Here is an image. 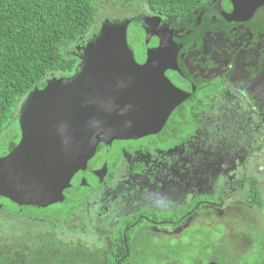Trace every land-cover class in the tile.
Masks as SVG:
<instances>
[{
  "label": "flooded vegetation",
  "instance_id": "1",
  "mask_svg": "<svg viewBox=\"0 0 264 264\" xmlns=\"http://www.w3.org/2000/svg\"><path fill=\"white\" fill-rule=\"evenodd\" d=\"M239 3L197 0L190 11L174 16L133 13L134 38L143 43L138 32L143 41L150 34L164 39L143 43L163 56L146 70L157 82L146 87L162 101L152 110L158 114L104 135L85 168L72 174L64 200L53 204L77 205L65 225L71 233L91 228L100 258L111 253L113 264H131L138 253L134 242H188L182 237L187 228L212 227L213 216L226 230L224 216L234 201L247 205L263 230V209L245 197L251 187L260 193L264 180V3L249 16ZM92 47L87 39L76 45L73 73L45 82L70 83L85 68ZM29 94L19 104L18 123ZM20 139L18 124V138L0 158ZM213 238L206 237L229 246L228 256L224 250L217 254L229 260L225 264H235L247 245L226 240L224 232L220 240ZM210 262L220 264L216 258L205 264Z\"/></svg>",
  "mask_w": 264,
  "mask_h": 264
},
{
  "label": "water",
  "instance_id": "2",
  "mask_svg": "<svg viewBox=\"0 0 264 264\" xmlns=\"http://www.w3.org/2000/svg\"><path fill=\"white\" fill-rule=\"evenodd\" d=\"M263 3L240 0V10L249 16ZM131 24L103 26L85 68L70 83L43 82L29 94L19 119L21 139L0 158V197L19 207L62 202L72 174L85 168L104 135L158 114L162 101L146 87L157 82L146 70L162 52L134 38Z\"/></svg>",
  "mask_w": 264,
  "mask_h": 264
},
{
  "label": "trees",
  "instance_id": "3",
  "mask_svg": "<svg viewBox=\"0 0 264 264\" xmlns=\"http://www.w3.org/2000/svg\"><path fill=\"white\" fill-rule=\"evenodd\" d=\"M99 0H0V135L17 121L18 106L27 94L50 77H69L77 66L75 46L93 29ZM110 1V0H109ZM151 14L174 16L188 12L197 0H113ZM132 5V6H131ZM139 9V8H137ZM140 12V10H135ZM99 31V29H98ZM97 32V29L94 31ZM98 33V32H97ZM246 202L262 208L258 188ZM13 206L9 229L0 231V264H113V254L100 258L80 240L65 242L59 233L77 205L63 203L38 208ZM264 238V225L262 230Z\"/></svg>",
  "mask_w": 264,
  "mask_h": 264
},
{
  "label": "rangeland",
  "instance_id": "4",
  "mask_svg": "<svg viewBox=\"0 0 264 264\" xmlns=\"http://www.w3.org/2000/svg\"><path fill=\"white\" fill-rule=\"evenodd\" d=\"M133 5V6H132ZM131 6L127 7L120 2L113 0H99L97 2V16L96 22L86 37L89 42H93L96 37H91L96 29L100 31L103 26H110L119 23H124L125 21H130L133 16V11L140 10L148 12V9L144 7L137 6V3L134 2ZM139 8V9H137ZM140 32V30H138ZM153 33V31L151 32ZM136 34V33H135ZM138 39L143 43L148 44L149 41L155 43H161L164 39L155 34H151L143 41L140 37V33L137 32ZM59 77V75H55ZM19 107V106H18ZM18 122L14 123L8 131H5L0 135V156H3L7 153L8 146L10 141L16 140L18 138ZM260 193L264 197V180L260 183ZM0 204L9 213L14 211L12 205L7 202L0 200ZM228 208V213L224 216V220L227 223V229L223 230L220 219L213 216V226L206 227L195 224L187 228L186 232L182 237L188 242L182 243H169L168 241H163L162 243H139L134 242L133 248L138 251L137 254H133L131 257V264H176V262H182L185 264H205L206 261L212 258H216L217 262L220 264H225L224 261L226 258H218V255L221 254V251H225L226 256L230 254L228 244L224 242V248L222 247L223 243L208 242L206 237L212 236L213 239L220 240L226 236V240L229 237H234L238 241H243L246 243V248L242 251L243 254L235 261V264H264V238L262 237V230L260 226L255 224L256 216L247 205L243 203H236L235 201L230 203ZM7 215L5 212L0 213V221L2 218H6ZM204 218V214H202ZM242 217V218H241ZM201 217L198 216V220ZM243 220V221H242ZM255 220V221H254ZM259 221V219H258ZM261 222V220L259 221ZM258 222V224H260ZM9 229L7 222H0V231H7ZM92 230H85L83 232L71 233H59L60 238L65 242L75 241L80 239L81 243L84 246L93 248L97 254L99 252L101 245L96 240L95 233L89 232ZM193 237V238H190ZM225 240V242H226ZM218 254V255H217ZM229 260L226 259V262ZM230 264V263H229Z\"/></svg>",
  "mask_w": 264,
  "mask_h": 264
}]
</instances>
